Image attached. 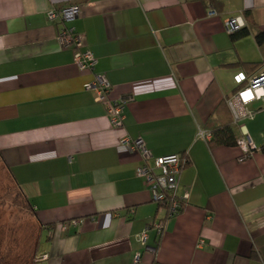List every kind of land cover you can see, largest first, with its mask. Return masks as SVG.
<instances>
[{
	"label": "crops",
	"instance_id": "0c3cea01",
	"mask_svg": "<svg viewBox=\"0 0 264 264\" xmlns=\"http://www.w3.org/2000/svg\"><path fill=\"white\" fill-rule=\"evenodd\" d=\"M68 4L80 6L68 25L98 59L94 72L113 98H132L121 127L48 18ZM247 12L264 30V0H0V155L41 226L32 264H132L138 252L139 264H264V100L253 118L232 116L254 147L197 138L264 69V44L226 29L232 18L248 26ZM126 136L154 157H187L179 213L153 200Z\"/></svg>",
	"mask_w": 264,
	"mask_h": 264
},
{
	"label": "built area",
	"instance_id": "2783aa9c",
	"mask_svg": "<svg viewBox=\"0 0 264 264\" xmlns=\"http://www.w3.org/2000/svg\"><path fill=\"white\" fill-rule=\"evenodd\" d=\"M79 13V4H68L49 9L47 15L49 20L60 23L59 42L63 48L73 49L74 62L78 68L81 71L93 74V79L84 83V88L93 91L97 101L107 102V112L111 124L114 127H121L124 124L125 106L132 98H113L111 95L113 86L106 75L94 72L98 59L85 46L84 34L78 32L75 27L68 25L69 22L78 17ZM215 13V10L210 11V14ZM240 28H242V24L236 19L227 20L226 29L229 34ZM259 100H264V69L250 77L245 85L227 98L234 122L239 123L244 119L253 118L256 111L250 105ZM197 138L209 142L213 139V132L199 128ZM245 141L251 147H254L250 137H242L238 140V143L243 144ZM121 144L130 150H138L140 152L142 162L137 168V175L143 178L152 193L153 200L162 206L168 207L170 215H175L183 210L187 195L180 196L178 194V186L181 173L188 163L187 157L178 153L154 157L146 141L141 137L134 139L126 136L121 140ZM150 162H153V164ZM69 223L77 225L79 221L72 220L61 223L59 227L67 229ZM155 226L160 233L163 231V222H157ZM146 236L147 230L142 233L144 241ZM140 261L141 253L138 252L135 254L132 264H139Z\"/></svg>",
	"mask_w": 264,
	"mask_h": 264
},
{
	"label": "rangeland",
	"instance_id": "374dc122",
	"mask_svg": "<svg viewBox=\"0 0 264 264\" xmlns=\"http://www.w3.org/2000/svg\"><path fill=\"white\" fill-rule=\"evenodd\" d=\"M40 230L35 213L0 156V264H32Z\"/></svg>",
	"mask_w": 264,
	"mask_h": 264
},
{
	"label": "trees",
	"instance_id": "16d2710c",
	"mask_svg": "<svg viewBox=\"0 0 264 264\" xmlns=\"http://www.w3.org/2000/svg\"><path fill=\"white\" fill-rule=\"evenodd\" d=\"M246 15H247V20L249 22V25L242 27L239 30L231 33L232 39L236 40V39L245 37V36L249 35L250 33H253L255 36L257 44L263 45L264 44V30L257 28V25L254 23L250 13L247 12ZM240 65L248 66L249 64L242 62V63H240ZM218 113L221 117L218 120H216L215 123L219 122V125H217L215 123H213V125H212L213 133H214L213 141L215 143L224 144V145H235V144H237L238 143V137H237L236 132H235V127L232 123V114L230 113V110H229V107H228L226 101L221 104ZM261 150L264 151V146L261 148ZM1 158H2V156H1ZM2 161L6 165V162L3 158H2ZM17 185L19 186V184H17ZM19 188H20V186H19ZM21 192L23 193L29 208L33 210L32 205H31L28 197L25 195V193L23 192L22 189H21Z\"/></svg>",
	"mask_w": 264,
	"mask_h": 264
}]
</instances>
